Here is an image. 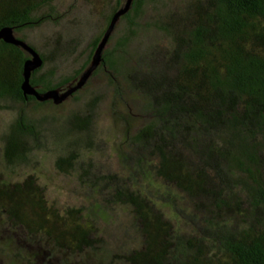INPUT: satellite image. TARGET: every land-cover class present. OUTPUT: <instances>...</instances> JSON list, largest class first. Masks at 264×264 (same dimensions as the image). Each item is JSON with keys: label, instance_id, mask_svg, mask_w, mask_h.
<instances>
[{"label": "trees", "instance_id": "obj_1", "mask_svg": "<svg viewBox=\"0 0 264 264\" xmlns=\"http://www.w3.org/2000/svg\"><path fill=\"white\" fill-rule=\"evenodd\" d=\"M54 1L0 0V28L13 27L43 59L29 78L38 91L61 86L80 73L121 2L116 0L105 11L103 27L91 40L80 69L51 84L39 73L47 55L27 32L60 22L62 13ZM188 1L181 12L159 20L157 29L168 44L153 42L139 55L137 64L144 68H136L125 65L134 56L125 47L144 0H133L120 18L127 21L129 34L118 38L111 51L104 50L99 65L114 76L120 74L128 88L145 98L140 114L147 121L129 137L135 151L130 161L138 166L146 161L155 178L183 194L191 208L192 231L179 233L149 196L117 184L111 200L131 207L142 236V246L126 260L264 264V0ZM27 57L24 50L0 40V109L37 101L21 89ZM95 103L92 97L83 112L68 116L69 130L90 129ZM39 124L23 111L17 113L2 138L6 164L27 162L42 144ZM76 158L73 150L59 155L55 167L68 172ZM90 165L82 167L84 173ZM100 177L116 184L114 175ZM0 210L9 222L24 226L30 236L46 237L57 249L82 251L95 241L92 223L81 219L79 209L63 214L49 205L32 176L12 183L0 173Z\"/></svg>", "mask_w": 264, "mask_h": 264}, {"label": "rangeland", "instance_id": "obj_2", "mask_svg": "<svg viewBox=\"0 0 264 264\" xmlns=\"http://www.w3.org/2000/svg\"><path fill=\"white\" fill-rule=\"evenodd\" d=\"M95 1L91 4L90 0H55L56 10L62 13L60 22L46 23L27 32L28 39L47 55L39 73L51 84L80 69L88 57L91 40L103 27L105 11L116 2ZM188 2L144 0L135 19V33L125 47L134 56L125 65L144 68L137 64L139 55L153 42L168 44L156 24L167 20L174 11L181 12ZM126 22L119 20L105 50L111 51L118 38L129 34ZM117 60L120 64V58ZM115 75L100 67L83 87L60 104L31 100L16 103L11 109H0L3 180L14 183L32 176L49 205L63 214L67 209H79L81 219L92 223L91 238L95 240L92 247L82 251L57 249L46 237L30 236L24 226L9 222L0 210V264H131L126 257L142 246V236L131 207L111 200L110 193L117 184L128 185L149 196L172 222L175 231H192L187 198L155 178L146 161L139 166L130 161L135 151L129 137L147 121L140 114L145 98L128 88L120 74ZM92 97L96 99V109L90 129L69 130L68 116L83 112ZM19 111L39 121L43 140L29 154L27 162L8 165L2 154V138ZM71 150L77 154L74 166L62 172L55 167L56 157ZM87 163L91 165L84 173L82 167ZM100 175L116 176V184L101 179Z\"/></svg>", "mask_w": 264, "mask_h": 264}, {"label": "water", "instance_id": "obj_3", "mask_svg": "<svg viewBox=\"0 0 264 264\" xmlns=\"http://www.w3.org/2000/svg\"><path fill=\"white\" fill-rule=\"evenodd\" d=\"M133 0H121L116 11L111 15L103 34L95 46L90 60L87 65L80 71L78 75L66 82L65 84L45 91H38L37 88L29 82L32 71L39 68L43 59L39 52L32 46L28 45L23 39L18 38L14 33L13 27L4 26L0 28V40L11 43L21 50H24L28 57L23 64L21 89L24 96H32L38 101L50 100L53 104H60L68 97L73 95L78 89L83 87L88 79L93 75V72L101 64L102 55L108 43L111 34L114 32L120 18L126 14L132 7Z\"/></svg>", "mask_w": 264, "mask_h": 264}, {"label": "flooded vegetation", "instance_id": "obj_4", "mask_svg": "<svg viewBox=\"0 0 264 264\" xmlns=\"http://www.w3.org/2000/svg\"><path fill=\"white\" fill-rule=\"evenodd\" d=\"M15 33V32H14Z\"/></svg>", "mask_w": 264, "mask_h": 264}]
</instances>
